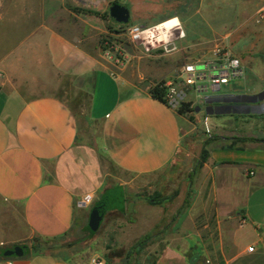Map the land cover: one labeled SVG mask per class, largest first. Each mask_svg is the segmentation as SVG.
Listing matches in <instances>:
<instances>
[{
  "label": "crops",
  "instance_id": "0c3cea01",
  "mask_svg": "<svg viewBox=\"0 0 264 264\" xmlns=\"http://www.w3.org/2000/svg\"><path fill=\"white\" fill-rule=\"evenodd\" d=\"M142 1L126 5L134 18L148 16ZM232 1L239 8L234 22L211 20L209 33L189 42L182 19L172 15L184 32L177 51L149 54L127 44L122 65L100 47L102 34L120 26L95 13L111 2L0 3V249L27 246L26 253L3 255L0 264H90L95 256L106 264H264V116L246 134L212 131L216 138L186 207L185 191L171 197L160 191L163 202L152 204L136 189L158 184L163 174L164 184H173L168 170L192 130L186 114L151 96L157 81L174 80L183 64L226 48L240 59L241 88L229 82L222 93L264 89V16L258 14L264 0ZM216 39L212 49L204 47ZM169 55L174 58L163 60ZM69 95L81 98V111ZM92 124L97 141L86 132ZM110 168L128 179L108 183L116 178ZM115 185L124 197L126 188L132 193L92 229L101 194ZM86 194L89 204L82 202ZM88 209L80 230L91 233L89 248L86 242L66 256L42 245L70 233Z\"/></svg>",
  "mask_w": 264,
  "mask_h": 264
},
{
  "label": "rangeland",
  "instance_id": "374dc122",
  "mask_svg": "<svg viewBox=\"0 0 264 264\" xmlns=\"http://www.w3.org/2000/svg\"><path fill=\"white\" fill-rule=\"evenodd\" d=\"M43 0H0V3H42ZM62 1V0H58ZM74 1V0H70ZM79 1V0H78ZM114 0H97L96 3H107L106 6L110 5V2ZM119 2L120 4L127 5L130 8H132V4H138V0H115ZM83 3H90V0H83ZM109 3V5H108ZM144 9V12L148 13V16L145 18H134L132 12H130V17L128 23H123L124 25H132L134 23H142V24H153L160 20H165L171 18L170 16L177 14L182 19L183 28L185 31L188 32V38L187 41H191L192 39H198V37L202 36L203 34H208V29H211L213 25L211 24V20L217 21H226L228 18V22H234L236 19V15L238 12V3L232 0H143L142 3H140ZM101 6V4H100ZM238 8V9H237ZM100 9H102L100 7ZM198 9L201 13L200 14H193V11ZM109 10V7H108ZM189 11V12H188ZM198 11V12H199ZM210 11H216L217 15H211ZM215 12V13H216ZM225 15V17L223 16ZM222 16V17H221ZM203 17V18H202ZM206 17V18H205ZM221 18V19H220ZM185 19L187 20V23L185 22ZM106 25H110V22H112L114 25H118L119 22L116 20L108 17V19H105ZM210 22V23H209ZM108 31V30H107ZM103 33L102 35H104ZM181 41L176 40L177 44H180ZM215 43H219L218 39H216L214 42L206 43L204 45L207 46L206 49H212ZM202 47V44L200 45ZM200 46L198 48H200ZM233 48L234 51L237 49L239 50L240 44L236 43ZM144 53H152V52H144ZM172 54V53H171ZM173 59L174 57L172 55L166 56L163 60L167 59ZM180 60L181 63H183V58ZM193 62V61H191ZM180 63V64H181ZM238 79V78H237ZM236 79H232L229 83L230 88H238L239 87V81H235ZM241 85V84H240ZM228 86V85H227ZM227 86L223 85L220 89V92H223ZM228 86V88H229ZM241 88V87H239ZM67 100H70L72 105L75 107L76 110L81 111L82 105L80 104L79 97L72 98L70 95L67 96ZM187 98L192 99L190 100L191 104L190 107L193 108L192 111L187 112L186 116L188 118V121L190 122V128L192 129L187 136L184 137V148L180 149V152L178 154V157L176 158V163L174 164L173 168H170L168 173L173 179V184H164L166 175L163 174V178L159 179L158 184H151V187H138L136 188L139 192V196L146 199L148 195H151L154 192L162 191L163 193L171 196L175 195V191L181 192L185 191L187 193V197L184 199L182 207H186L189 201V193L190 191H195V183L196 179L195 176L197 175L198 171L201 169V166L196 167V162L200 156V152L202 147L205 145V143L212 142L211 139H208V135L206 133V128L208 127L210 129V133H227L230 135L233 130H236L237 132L244 133L249 132V123H252L250 126V129L254 131V128L256 125V121H259L260 117L256 114H223V115H206L204 113V102H196V95L193 93V91L190 89L187 91ZM200 106V110L196 111L195 108L197 106ZM263 114V113H262ZM79 115L82 117V124L83 123V115L79 113ZM246 120H249L245 123ZM261 120V119H260ZM260 124V122H258ZM217 126V127H215ZM82 127H85L82 126ZM86 128V127H85ZM189 131V129H188ZM88 136L90 139L97 141L98 136V126L96 124H92L90 128L86 130ZM246 132L244 134H246ZM214 135V134H213ZM210 140V141H209ZM196 167V168H195ZM113 173V175L116 178H111L108 183H117L119 180H125L128 179L126 175L119 172L117 169L110 168L108 170ZM164 173V171H163ZM193 173V174H192ZM151 178V180H154V175L148 176V178ZM150 180V179H148ZM166 183V182H165ZM191 183L190 187L187 189V185ZM127 186V185H125ZM189 186V185H188ZM133 189V188H131ZM131 191L129 192V189L126 188L125 197L127 199L129 198ZM128 194V195H127ZM160 197V195H159ZM163 202V201H162ZM89 209L84 210L82 216H80L76 220V225L72 229L70 233L67 235H64L62 237L56 238V239H50L45 240L42 242V245H45V247H50L52 250L56 252H60L66 256H69L67 253L68 249H78L83 248L84 244L88 246V241L91 237V233L86 228L84 231L85 236L82 234V230H80V226L84 223L85 219L87 218ZM85 242V243H84ZM86 248L85 250L88 252L89 249ZM88 254V253H87ZM88 255H86L87 257Z\"/></svg>",
  "mask_w": 264,
  "mask_h": 264
},
{
  "label": "built area",
  "instance_id": "2783aa9c",
  "mask_svg": "<svg viewBox=\"0 0 264 264\" xmlns=\"http://www.w3.org/2000/svg\"><path fill=\"white\" fill-rule=\"evenodd\" d=\"M258 14L260 18H263L264 6L259 9ZM158 24H132L113 27L112 31H107L101 37L100 47L103 56L115 65H122L127 60L124 48L127 44L139 46L143 52L161 54L176 52L178 49L176 40L184 37L183 30L176 31L171 28L172 30L170 31L160 32L153 36L154 28ZM241 75L240 59L233 55L229 49H220L216 51L212 59L203 62L193 61L182 65L175 79L165 83L167 87L165 94L166 104L176 109L180 102L189 101L186 100V97L187 91L190 89L196 94L195 101L201 102L206 95L214 93L216 89L220 91L223 85L228 84L232 79ZM206 133L208 138L214 137L208 127L206 128ZM223 139L225 138L223 137ZM91 200L92 195L86 194L82 202L89 204ZM252 248L249 247L248 250H252ZM90 264L106 263L103 258L95 256L91 258Z\"/></svg>",
  "mask_w": 264,
  "mask_h": 264
},
{
  "label": "water",
  "instance_id": "95a60500",
  "mask_svg": "<svg viewBox=\"0 0 264 264\" xmlns=\"http://www.w3.org/2000/svg\"><path fill=\"white\" fill-rule=\"evenodd\" d=\"M109 17L119 23H128L130 13L126 5L113 3L109 7ZM205 104L204 113L206 115L223 114H262L264 113V89L254 94L246 93H222L218 89L203 98ZM198 105L195 110H200ZM108 204L102 203L96 208V213H92L89 225L95 229L102 217L103 212L108 208H121L124 205V190L121 185L110 187L104 196ZM27 252V246H16L14 249L4 251L5 256L20 255Z\"/></svg>",
  "mask_w": 264,
  "mask_h": 264
},
{
  "label": "trees",
  "instance_id": "16d2710c",
  "mask_svg": "<svg viewBox=\"0 0 264 264\" xmlns=\"http://www.w3.org/2000/svg\"><path fill=\"white\" fill-rule=\"evenodd\" d=\"M115 2L116 1L114 0L113 3H115ZM113 3H111V4H113ZM95 13H97L100 17L105 18V19H108V17H109L108 10L107 11H104V12H95ZM118 25L122 26L124 24L123 23H118ZM112 29L113 28L109 27V30L110 31H112ZM165 83H166L165 80H163V79L162 80H159L154 85H152L151 88H150V90H149L152 97H154V98H156V99H158V100H160V101H162L164 103H166L165 94H166V90H167V87L165 86ZM190 104H191L190 101H182V102H180L179 106L176 108V111L178 113H180V114H187V112L193 110V108L190 107ZM259 116L262 117V116H264V114H261ZM214 138H216V136H214L212 138H208V139L213 140ZM208 143L209 142L207 140V143H205V145L202 147L201 152H200V156H199V158H198V160L196 162V165H195L196 167L201 166L203 164V162H205L207 160L208 155H209ZM235 143H236V140H232L226 146L229 147V148H232V147H234ZM108 189L109 188H107L101 194L99 205H101L102 203L108 204L107 201H105V199H104L105 193H106V191ZM159 195H160V193L156 191V192L152 193L151 195H148L146 197V200L149 203H152V204H156V203L160 204V203H162V199L159 198ZM149 237L150 236H145L144 238H142L140 241L137 242L136 246H138L142 242L146 241ZM3 253H4V250H1L0 249V257H3V255H4Z\"/></svg>",
  "mask_w": 264,
  "mask_h": 264
},
{
  "label": "bare ground",
  "instance_id": "6f19581e",
  "mask_svg": "<svg viewBox=\"0 0 264 264\" xmlns=\"http://www.w3.org/2000/svg\"><path fill=\"white\" fill-rule=\"evenodd\" d=\"M174 18H177V17H171L167 20H164L162 22H159V24L157 25L156 28H154V32L152 33L153 36L157 35L158 33H162L164 31H170L172 30L171 28L175 29L176 31L178 30H181V26H180V23L179 24H174L172 21ZM158 37V36H157Z\"/></svg>",
  "mask_w": 264,
  "mask_h": 264
},
{
  "label": "clouds",
  "instance_id": "9594fccd",
  "mask_svg": "<svg viewBox=\"0 0 264 264\" xmlns=\"http://www.w3.org/2000/svg\"><path fill=\"white\" fill-rule=\"evenodd\" d=\"M172 22H174V24H179V19L178 18H174Z\"/></svg>",
  "mask_w": 264,
  "mask_h": 264
},
{
  "label": "flooded vegetation",
  "instance_id": "af4514ba",
  "mask_svg": "<svg viewBox=\"0 0 264 264\" xmlns=\"http://www.w3.org/2000/svg\"><path fill=\"white\" fill-rule=\"evenodd\" d=\"M111 3H113V1H111ZM115 3H118V2H115ZM112 5V4H111ZM204 107H205V105H204Z\"/></svg>",
  "mask_w": 264,
  "mask_h": 264
},
{
  "label": "snow or ice",
  "instance_id": "6c2138e0",
  "mask_svg": "<svg viewBox=\"0 0 264 264\" xmlns=\"http://www.w3.org/2000/svg\"><path fill=\"white\" fill-rule=\"evenodd\" d=\"M174 23V22H173Z\"/></svg>",
  "mask_w": 264,
  "mask_h": 264
}]
</instances>
